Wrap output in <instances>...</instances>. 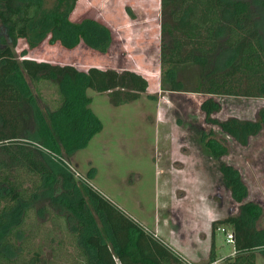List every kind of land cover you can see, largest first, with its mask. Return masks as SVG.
<instances>
[{"label": "trees", "instance_id": "1", "mask_svg": "<svg viewBox=\"0 0 264 264\" xmlns=\"http://www.w3.org/2000/svg\"><path fill=\"white\" fill-rule=\"evenodd\" d=\"M70 1L71 10L77 0ZM42 10L36 0H0V264H56V256L66 258L63 244L53 239L72 232V219L77 255L71 264H187L178 250L78 181L67 166L102 129L87 90L106 92L110 104L121 106L147 92V77L129 69H78L30 59L25 49L16 54L20 40L30 48L44 39L68 49L84 42L101 51L110 43L108 29L94 19L73 22L70 10ZM161 13L162 88L207 95L200 104L205 121L247 145L264 129V106L255 119L218 120L213 115L221 105L213 96L264 99V0H161ZM39 82L50 83L58 94L53 107L39 106L46 104L35 91ZM200 138L214 159L229 153L227 139L214 131ZM219 170L238 213L213 221L206 264L219 260L221 225L233 228L235 247L222 264H257V253L264 255V208L249 199L237 167L221 162Z\"/></svg>", "mask_w": 264, "mask_h": 264}, {"label": "rangeland", "instance_id": "2", "mask_svg": "<svg viewBox=\"0 0 264 264\" xmlns=\"http://www.w3.org/2000/svg\"><path fill=\"white\" fill-rule=\"evenodd\" d=\"M36 1L41 3L45 13L58 9L68 12L71 5L70 0ZM69 18L73 22L90 18L104 25L110 39L106 50L84 42L68 49L59 41L50 44L46 39L30 48L26 41L20 40L16 54L25 49L30 59L70 64L78 69L91 66L119 71L129 69L142 73L149 81L147 92L121 106L110 104L106 92L87 90L92 98L90 108L100 119L102 129L68 160L67 166L78 181L90 185L167 243L161 232L166 234L165 230L175 229L170 224L184 217L191 219L189 216L195 212L203 214V226L210 221L209 216L212 220L238 213V203L223 184L221 162L233 164L241 171L249 188V199L264 208V129L251 137L247 145H241L219 126L205 121L200 104L207 95L174 92L161 86V0H77ZM35 91L46 103L39 102L41 108L56 104L58 94L50 83L39 82ZM213 98L221 105V110L213 115L218 120L231 116L255 119L264 106V99L223 95ZM211 130L216 137L227 139L229 153L219 160L214 159L201 142L202 132ZM91 168H95L94 176L88 179L87 172ZM87 205L91 210V205ZM157 216L159 233L155 228ZM44 218V224L50 227L49 217ZM76 224L72 219L70 233H75L72 228ZM259 225L264 227V215ZM222 227L233 231L229 225L217 228L216 250L218 257H222L217 264H222L224 258L235 251L234 243L227 242ZM70 233L57 234L53 239L54 245L63 244L66 257L56 256V264H71L76 258L77 249ZM84 239L85 236L80 238L79 245L84 244ZM45 253L50 255L47 249ZM257 255V264H264L262 252ZM185 262L206 264L208 261L186 259Z\"/></svg>", "mask_w": 264, "mask_h": 264}, {"label": "crops", "instance_id": "3", "mask_svg": "<svg viewBox=\"0 0 264 264\" xmlns=\"http://www.w3.org/2000/svg\"><path fill=\"white\" fill-rule=\"evenodd\" d=\"M174 197L175 196H173V198ZM191 198L192 195L190 199ZM202 216L203 214H197L195 212L194 215L192 214L191 216H189L191 219H189L188 217H184L182 221L170 224V227H172L173 225L172 228L176 227L175 229L165 230L166 234L164 231L161 232L167 238L170 245L174 246L175 248H178L179 252L183 254L182 256L186 257V259H189L190 262L191 260L203 262H207L209 260L212 244V223L213 221L218 220V218L211 220L209 216L208 218L210 221H207L206 226H203V223L201 222ZM159 223L160 221L157 216L155 228L158 233L160 231ZM233 254L234 252H232L230 255Z\"/></svg>", "mask_w": 264, "mask_h": 264}, {"label": "built area", "instance_id": "4", "mask_svg": "<svg viewBox=\"0 0 264 264\" xmlns=\"http://www.w3.org/2000/svg\"><path fill=\"white\" fill-rule=\"evenodd\" d=\"M73 172H75V174L77 176H80L78 172H76L74 170H73ZM84 180L86 181V179H84ZM221 230H222V232H225L226 233V240H227V242L233 243L234 242V232L233 231H230V230L228 231L225 227H222ZM182 258H183L184 261L186 260V258L184 256H182Z\"/></svg>", "mask_w": 264, "mask_h": 264}]
</instances>
